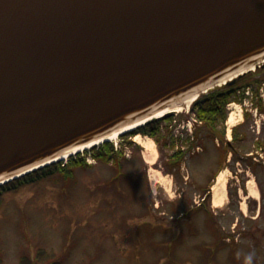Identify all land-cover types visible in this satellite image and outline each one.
<instances>
[{"label": "water", "instance_id": "95a60500", "mask_svg": "<svg viewBox=\"0 0 264 264\" xmlns=\"http://www.w3.org/2000/svg\"><path fill=\"white\" fill-rule=\"evenodd\" d=\"M259 66L264 0H0V184Z\"/></svg>", "mask_w": 264, "mask_h": 264}, {"label": "rangeland", "instance_id": "374dc122", "mask_svg": "<svg viewBox=\"0 0 264 264\" xmlns=\"http://www.w3.org/2000/svg\"><path fill=\"white\" fill-rule=\"evenodd\" d=\"M248 91L243 102L232 101L236 119L241 112L237 123L244 121L237 131L247 137L238 147L239 160L229 152L223 162L227 181L221 204H213L212 190L203 202L202 192L226 143L200 132L181 168L170 173L166 165L173 150L161 138L154 141V164L145 161L143 147L133 139L120 146L114 163L71 166L3 192L0 264H20L23 256L51 264L36 259L39 249L58 264H247L250 252L253 264H264V112L253 104L252 88ZM259 96L264 100V80ZM183 109L181 119L193 122ZM245 110L251 114L246 119ZM227 120L225 138L231 140ZM180 131L183 135L168 139L187 148L188 131ZM154 168L160 183L152 185ZM200 203L201 210L191 211Z\"/></svg>", "mask_w": 264, "mask_h": 264}, {"label": "trees", "instance_id": "16d2710c", "mask_svg": "<svg viewBox=\"0 0 264 264\" xmlns=\"http://www.w3.org/2000/svg\"><path fill=\"white\" fill-rule=\"evenodd\" d=\"M264 67H258L255 70H250L242 75H239L234 82L225 83L217 85L213 88H210L206 92L201 93L190 105L188 114L193 116L196 119L195 123H199L201 127L195 128L194 138H199L201 135L200 132L203 131V137H209L212 141L219 139V143H226L229 148L223 151V158L220 159V164L218 166V171L223 167V162L227 156V153L231 152L236 160H239L237 156V150L241 141L247 137L246 131L238 132L237 129L243 124L244 121L236 124L232 127L231 135L232 139L229 142L226 138V120L228 117V104L232 101L243 102L248 93H246L250 88H252L253 93H255L257 99L253 104L256 106L257 110L264 112V100L259 96V88L264 80ZM181 117V113H179ZM249 111H244V118L250 116ZM174 116V112H169L161 117H154L144 124L126 131L119 135V138L123 142L132 144L131 136H134L137 133L142 135H148L152 137L155 142L159 143L160 138L163 140L164 144L169 146L171 149L176 145L174 137L168 139V135L171 134V129L168 128V125H163L164 122H168ZM164 127V128H163ZM202 128V129H201ZM262 142V141H260ZM193 142L190 143L188 149H191ZM220 145V144H219ZM220 149V148H219ZM86 153H90L93 158L97 161L108 162L113 160V163L119 160V150L114 148L113 142L104 141L99 145L91 147L89 150H85L82 153H76L70 155L67 159H62L57 162L50 163L39 169L31 171L25 175H22L18 178H15L11 181H8L0 185V195L8 190H15L23 184L34 182L41 178L47 177L59 171H67L71 166H82L88 167L89 164L86 161ZM185 151L181 148L173 149L172 153L168 157L167 161V170L170 173H174L175 170H179L181 162L183 160ZM223 159V160H222ZM68 168V169H67ZM202 194L205 195V199L210 198L209 187L203 188ZM204 199V200H205ZM201 207L196 209H191V211L199 210ZM42 250L37 251L36 259L40 263H50L58 264L53 262L50 256L42 257ZM41 256V257H39ZM20 264H34L30 261L28 256H23L20 260Z\"/></svg>", "mask_w": 264, "mask_h": 264}, {"label": "bare ground", "instance_id": "6f19581e", "mask_svg": "<svg viewBox=\"0 0 264 264\" xmlns=\"http://www.w3.org/2000/svg\"><path fill=\"white\" fill-rule=\"evenodd\" d=\"M238 71H241L238 70ZM194 98V96L188 98L186 101L183 102V105H177L174 109V111H181V109H183V107H187L190 104V101H192V99ZM229 108V114H228V124L229 126H234L240 119V115L239 118L236 119V115H238L236 113V104L231 102L228 105ZM169 111V109H165V110H161L160 112H158L156 115L157 116H162L164 114H166ZM133 126V125H132ZM130 127V126H128ZM109 138L111 140L116 139L117 138V133H112L111 135H109ZM134 140L137 141L139 144H141V146L143 147V157L145 159L146 162L150 163V164H154L156 162L157 159V150L155 148V142L154 140L147 136V135H142L140 133L136 134L134 136ZM83 146H80L78 148H73L71 151H76L77 149H82ZM76 149V150H75ZM153 174H151V182L152 185H155L156 183H160V175L159 173L155 170V168L153 169ZM226 171L227 169H222L216 176L215 181L212 185V194H213V204L218 205L222 203L223 200V196L226 194Z\"/></svg>", "mask_w": 264, "mask_h": 264}, {"label": "clouds", "instance_id": "9594fccd", "mask_svg": "<svg viewBox=\"0 0 264 264\" xmlns=\"http://www.w3.org/2000/svg\"><path fill=\"white\" fill-rule=\"evenodd\" d=\"M247 264H253L254 261V254L253 253H248L246 256Z\"/></svg>", "mask_w": 264, "mask_h": 264}]
</instances>
